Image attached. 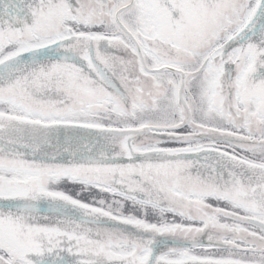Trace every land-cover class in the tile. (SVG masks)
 Segmentation results:
<instances>
[{
	"label": "snow or ice",
	"instance_id": "snow-or-ice-1",
	"mask_svg": "<svg viewBox=\"0 0 264 264\" xmlns=\"http://www.w3.org/2000/svg\"><path fill=\"white\" fill-rule=\"evenodd\" d=\"M0 264H264V0H0Z\"/></svg>",
	"mask_w": 264,
	"mask_h": 264
}]
</instances>
